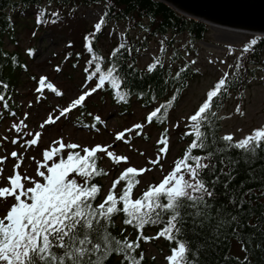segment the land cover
<instances>
[{"label":"snow or ice","instance_id":"snow-or-ice-1","mask_svg":"<svg viewBox=\"0 0 264 264\" xmlns=\"http://www.w3.org/2000/svg\"><path fill=\"white\" fill-rule=\"evenodd\" d=\"M55 22V21H53ZM102 24H95V31H101ZM251 45H257V40L252 39ZM87 53L92 58L87 62L86 85L95 81V86H85L82 92L73 96L67 105L58 109L59 115L48 116L44 125H54L62 117H68L73 110L86 106V101L95 93L110 85L115 90V98L124 102L126 93L120 91L121 80L118 79L117 69L109 67L104 70L99 58L96 57L91 36L86 37ZM130 49L125 51V45L120 44L112 53L115 57L122 52L130 54ZM253 51L245 47L243 52ZM29 55L32 52L29 51ZM193 64L196 61H192ZM77 67L76 64L72 66ZM132 65H129L131 68ZM158 65L153 64L147 71L154 73ZM232 67V66H230ZM233 75L239 82V68ZM26 70V68H25ZM228 73L220 79L214 89L209 91L206 100L199 106L198 110L189 118L190 124L195 126V139L182 158L174 163L172 170L155 186H149L143 191L140 198L133 199L134 178L138 172L135 167L128 166L119 175V179L113 183L115 189L117 184L123 182L122 191L118 195L109 191L106 197L96 204L98 196V185L93 181L97 172L95 168V154H106L114 163L127 162V158L115 155L107 147L95 145L83 147L76 143L63 144L59 147H52L50 150L42 151V162L39 163L33 176L22 177L19 172L10 173L9 176L0 182V202L5 205L6 215L0 218V264H106L111 254H120L126 264H140L143 258L141 253L138 260L134 251L138 244L116 241L113 247L112 240L108 235L111 226V217L114 214H123V223L133 226L135 229H143L146 225L160 223V212L168 213L166 226L158 231L157 236L172 242V233L179 231L180 226L187 225L188 218L191 219L192 230H203L205 223L209 226L210 234L205 237L204 242L198 248H186L185 243L180 242L178 248H172L171 254L166 257L168 264H203L201 253H207L213 245L218 244L221 235L225 230L231 229L232 233L238 232L245 225L241 222V216L245 214L244 205L248 204V213L252 212L253 189L244 187L242 181L239 185L230 188L232 180L235 179L238 159H233L227 153L233 145L232 135H224L222 140L225 146L218 150L220 159L217 160L216 151H208L204 155H193V150L205 149L210 125H207V115L213 106L215 98L221 95L229 84ZM125 81L128 76L125 75ZM143 79V77H139ZM167 84V80L165 81ZM131 91V85H127ZM45 88L49 89L54 97H62L63 93L47 79H39L38 91L43 93ZM150 90V88H149ZM144 93H140L143 98ZM53 97V98H54ZM161 113L160 108L152 109L146 116L145 122L154 126ZM99 123V117H97ZM145 122L136 123L128 129L114 134V141L120 142L126 139L127 133H135L143 129ZM178 128L179 125L177 124ZM207 127V130H202ZM19 131V130H18ZM191 133H186L190 135ZM35 138L26 141L28 146L37 145L41 132L34 133ZM255 143L256 151L252 152L253 157L258 155V150L264 142V129L254 131V135L245 137L235 143L237 150H246L247 146ZM12 143H17L13 140ZM131 143V141H129ZM157 155L165 157L170 151V142L167 139L159 140ZM108 147H111L109 145ZM67 149L66 155L63 154ZM12 157L18 158L13 151ZM207 161V162H204ZM154 165L159 164L163 168V159L153 158ZM219 165V171L217 166ZM17 168L20 165H16ZM227 168L226 172L224 169ZM220 176L226 179L220 181ZM212 177V179H208ZM264 186V181L259 182ZM216 187H222V193H216ZM220 195L228 198L227 203L217 204ZM260 197H264V189L260 191ZM231 206L232 211H229ZM155 213V218H153ZM264 221V217H261ZM215 221V223H213ZM235 225V227L233 226ZM262 233V239L255 245V249L264 253V228L261 225H251ZM254 238V237H253ZM147 241L148 237H143ZM102 241V242H101ZM242 250L246 256L243 262L238 264H251L248 258V248L244 247V237L240 241ZM251 243V240H249ZM227 260L228 257L226 256Z\"/></svg>","mask_w":264,"mask_h":264},{"label":"trees","instance_id":"trees-1","mask_svg":"<svg viewBox=\"0 0 264 264\" xmlns=\"http://www.w3.org/2000/svg\"><path fill=\"white\" fill-rule=\"evenodd\" d=\"M42 3L52 5L55 13L44 11L45 19L39 21L47 26H52L53 29H62L67 32L72 38L75 48L74 53L69 55L73 57L71 65H77L75 68L83 67L82 71L87 75L88 61L92 58V54L87 53L86 37L91 36L93 40V48L96 57L102 63L104 70L109 67L117 69L118 79L121 80L120 91L126 93L124 102H120L115 98V90L110 85H106L105 90L111 95L114 100L120 104L127 105L133 99H138L142 104L161 101L159 108L161 113L159 118H166L168 111L176 107L177 103L182 97L183 92L187 89L190 81L193 80V69L191 65L183 61L182 65L174 66L177 59L178 47L176 40L178 37H185L187 39L189 48H194L197 42L203 41L209 31L208 26L195 19L187 18L177 13L172 7L166 3L157 0H0V98L8 95L17 84L19 78L18 74L25 69V60L21 48L16 44L13 51H8L3 48L5 38L12 39L16 27L21 23V20L32 16L33 7H39ZM78 3V4H77ZM101 6L104 11L103 28H107L110 24L123 25L126 37L122 43L116 45L112 51H107L106 54L101 52L99 45L101 38L104 36V31L97 33L93 28L88 29L85 26V21L78 16L79 7ZM40 11L35 13V17L39 16ZM37 15V16H36ZM52 18L54 19L53 22ZM134 31L141 35L140 38L130 36V32ZM256 39L257 45H251V40ZM151 40H156L161 48L159 56L154 57L148 66L144 69L136 66V60L139 58V50L145 48ZM120 44L125 45V51L131 50L130 54L125 55L123 52L113 57L112 53L118 48ZM186 48V45H182ZM247 47L252 49L248 53L243 52ZM71 49V50H73ZM231 47H228L230 50ZM169 50L172 51L171 63H167L164 59V54ZM188 50V49H187ZM190 52V51H189ZM179 59L183 57L182 51H178ZM153 64L158 65L154 69V73H148L147 69ZM129 65H132L129 68ZM239 68V82L237 77L233 75L236 71V66ZM232 66V67H230ZM257 69L264 70V37H252L249 41L238 48L237 54L233 62L230 63L227 73L229 84L221 95L215 98L213 106L207 115V125H210L211 131H208L206 148L193 150V155H204L208 151H216V159H220L218 150L225 146L222 140L219 112L228 101L230 95L235 93L241 96L248 88L251 77ZM125 75L128 76L125 81ZM143 77V79H139ZM167 80V84L165 81ZM127 85H131V91ZM150 88V90H149ZM143 92V98H140V93ZM158 118V119H159ZM202 130H207V127ZM195 126L193 125L192 141L195 139ZM233 147L227 153L233 159H238L239 163L235 170V179L229 185L230 188L244 182L245 189H253L252 212L248 213L249 205L245 204V214L241 216V222L245 225L239 229L238 232L232 233L231 229L225 230V234L221 235L218 244L213 245L207 252L201 253V260L203 264H238L237 258L240 262L244 261L246 256L245 251L242 250V244L239 242L241 235L244 237V247L248 248V258L251 264H264V253L255 249V245L261 241L262 233L257 231L251 225L260 224L264 228V197H260V191L264 189L259 182L264 181V142L261 143L258 150V155L253 157L252 152L256 151L255 143L247 146V158L245 159L246 150H237L234 148L235 142L232 141ZM96 160H97V155ZM207 162V161H204ZM95 168L97 175L92 182L98 185V196L95 203L99 204L102 199V185L101 178L106 176L104 169L96 161ZM226 172L227 168L224 169ZM219 171V165L217 166ZM121 174V173H120ZM119 174V175H120ZM118 178L112 182H116ZM212 179V177H208ZM226 178L220 176V181ZM159 182H150L142 188H139V175L134 178L133 199L140 198L143 191H146L149 186L158 185ZM110 186L109 191H113L118 195L123 188V182L117 184L113 189ZM108 191V192H109ZM216 193H222V187H216ZM107 192V193H108ZM228 198L220 195L216 203H227ZM229 211H232L229 206ZM169 214L160 212V223L156 225H146L143 229H135L133 226L125 225L123 223V214H114L111 217V226L108 235L112 240L113 247H116V241L138 244L139 247L135 249L133 255L139 260L141 253L143 254L140 264H155L153 259H148L144 255V246L150 241V237L146 231L152 230L156 236L159 230L166 226V220ZM155 218V213H153ZM119 219L120 225H117L116 220ZM215 223V221H213ZM235 227V225H233ZM210 234L209 226L205 223L203 230H192L191 219L188 218L187 225H181L179 231L172 233L174 240L168 242L170 246V254L172 248H178L179 243L183 242L186 248L196 249L199 244L204 242L206 236ZM149 239L145 241L143 237ZM254 237V238H253ZM162 238V237H160ZM251 240V243H249ZM102 242V241H101ZM228 257L226 260L225 257ZM106 264H126L120 254H111L107 259Z\"/></svg>","mask_w":264,"mask_h":264},{"label":"rangeland","instance_id":"rangeland-1","mask_svg":"<svg viewBox=\"0 0 264 264\" xmlns=\"http://www.w3.org/2000/svg\"><path fill=\"white\" fill-rule=\"evenodd\" d=\"M47 6V5H46ZM104 12L101 7H91L88 9H80L78 16L85 21V26L89 29L100 22ZM29 23L34 24L30 20ZM205 41L199 42V50L194 61L195 67L198 69L199 74L190 84L189 89L185 92L178 108L172 113L171 121L169 123L170 129V151L165 157L163 154L157 155L159 150V135L160 132L152 126L147 125L143 116L147 110L140 109L138 106L132 114L125 118H117V109L111 104L101 103L100 95L94 94L86 102L93 107L89 106L91 113H98L102 115L103 124L99 126L98 133H93L86 124L79 120L82 117L78 109L73 110L68 117H62L56 121L54 125H41L44 123L48 116L59 115L58 109L67 105L71 98L82 92L85 86L91 88L90 84L82 82L83 88L73 86L77 74L70 70V61L65 63L61 69L57 63L64 52L65 46L69 44V40L63 35L55 33L50 30L38 32V37L29 41V36L24 30L18 31L16 36L19 45L24 48L34 46V60L30 61L29 72L20 76L22 82L19 86L23 87L29 82V86H33L30 82V72H34V85L39 83V79L44 77L49 79L50 82L58 84L57 88L63 93L62 97H54L50 92L51 105L49 104L50 97L46 88L43 93L39 92V84L35 85L32 91L28 94V98L24 99L19 96L7 100L4 106H1L0 112V182L6 179L10 173L19 172L21 176L31 177L39 164L38 160L41 159V150H50L52 147H59L60 143H76L81 150L83 147H91L101 145L107 147L109 151H113L115 155H121L127 158V162L119 164L110 160L106 154L103 156V165L108 170L109 174L102 180L104 189L109 187V183L118 170L124 167L132 166L138 170L143 169L140 173V185H144L151 180H159L161 175L166 172L171 162L178 155L179 151L184 147L185 143L182 140V129L187 126L189 116L195 112L197 107L204 100L207 92L213 87L214 83L222 76L226 69L227 57L224 54L225 46L239 45L246 41L249 35L239 32L223 29V28H210ZM108 35L101 40L103 42L102 49L105 53L114 46L113 41L121 39L123 29L119 25L117 27H110L107 29ZM5 47L10 48L11 45L6 41ZM155 44H151L150 48L142 53L139 60V65L143 67L151 57L155 54ZM29 66V65H28ZM56 73H59L57 75ZM50 74V76H49ZM80 75V74H79ZM55 80V81H54ZM81 78L77 79L80 82ZM79 84V83H78ZM73 86V88H72ZM17 89H20L18 87ZM72 89V90H71ZM33 100L37 102L45 101L47 104H30L27 99L31 100V93ZM70 90V91H69ZM67 92V93H66ZM54 97V98H53ZM87 110H85L86 112ZM19 114V121L14 119L7 120L10 117H17ZM76 115V118H74ZM223 122L222 129L226 135L241 141L246 136L253 134V132L260 128L264 129V75L257 73L255 79L251 83V87L245 93L241 103L237 107L236 99L233 98L224 111L222 112ZM6 121V122H5ZM145 122L143 129L137 130L135 133H127L126 139L120 142L114 141V134L134 126L136 123ZM179 125L177 128L176 125ZM13 125V126H12ZM105 126L107 129H105ZM13 127L14 132L10 131ZM19 130V131H18ZM36 131L41 132V137L38 139L37 145L26 146L25 142L29 138H34ZM28 134V137H27ZM16 140L17 143H12ZM131 141V143H129ZM111 145V147H108ZM46 146V147H44ZM29 147V148H28ZM15 151L18 158L12 157L11 153ZM12 157V158H11ZM38 160H37V159ZM153 158L163 159V168L159 164H153ZM34 160V163H33ZM16 165H20L19 168ZM24 171V173L22 172ZM24 174V175H22ZM6 215L5 205L0 202V218ZM168 251V245L161 240L154 241L146 246L145 254L147 257H154L158 264H167L165 255Z\"/></svg>","mask_w":264,"mask_h":264},{"label":"water","instance_id":"water-1","mask_svg":"<svg viewBox=\"0 0 264 264\" xmlns=\"http://www.w3.org/2000/svg\"><path fill=\"white\" fill-rule=\"evenodd\" d=\"M202 22L264 34V0H161Z\"/></svg>","mask_w":264,"mask_h":264},{"label":"bare ground","instance_id":"bare-ground-1","mask_svg":"<svg viewBox=\"0 0 264 264\" xmlns=\"http://www.w3.org/2000/svg\"><path fill=\"white\" fill-rule=\"evenodd\" d=\"M77 4H78V3H77ZM212 28H216V27H212ZM224 28L227 29V30H231V31H235V32H239V33L245 34V32H243V31H241V30H236V29L227 28V27H224ZM224 28H223V29H224ZM192 81H193V80H192ZM192 81H190L188 87L190 86V84L192 83ZM188 87H187V89H188ZM187 89L183 92L182 97H183L184 93L187 91ZM182 97H181V98H182Z\"/></svg>","mask_w":264,"mask_h":264}]
</instances>
